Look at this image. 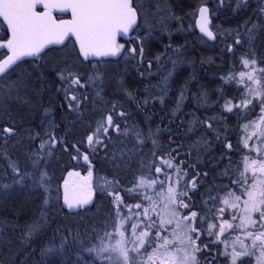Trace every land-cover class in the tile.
Returning a JSON list of instances; mask_svg holds the SVG:
<instances>
[{"label":"trees","instance_id":"1","mask_svg":"<svg viewBox=\"0 0 264 264\" xmlns=\"http://www.w3.org/2000/svg\"><path fill=\"white\" fill-rule=\"evenodd\" d=\"M136 1L134 6L140 11ZM157 1L172 15L180 17L182 12L190 10L198 2V0ZM263 4L264 0H227L225 6L219 8L213 6L211 25L217 36L215 41L207 39L196 28L187 29L181 34H171L169 38L164 35L152 40L144 38L148 46V56L170 52L169 46L173 44L178 49H184L183 59L190 63L186 67L194 66L195 72L192 75L197 77L198 82L191 94H197L201 101L204 97L206 99L204 105L193 106L197 118L194 128L188 127L185 122L184 114H188V110H183V116H177L172 114L173 108H161L157 103L145 106L142 95H135V101L128 102L124 101L127 97L115 96L125 102L124 105H120L115 100H110L113 97L111 94L108 98L110 100L108 111L112 110L113 105H117L115 112L125 113L123 117L117 116V123L121 126L120 134L110 131L112 141L110 143L108 139L105 141L108 143L107 150L103 146L89 147L85 140L92 126L89 127L88 122L94 118V112L96 115L100 112L96 107L99 102L91 103L86 100V107L82 111L76 107L70 110L66 105L65 92L57 90L61 87V82L55 78L54 70L45 74L47 78L43 86L34 87L38 90L42 87L39 92L41 94L33 95L30 90L23 97L27 103L12 100L7 101L6 108L2 109L0 106V264H98L94 261L93 253L84 251L96 242L85 241H91V230L105 231V222L109 220L104 213L108 217L111 216L107 210L108 204L96 207L98 203L96 197L91 204L78 210L66 208L61 200L59 188L65 174L72 169L86 172L93 169L96 175L103 174L114 178L115 192L123 195L125 192L122 189L133 187L132 181L135 178L147 176L145 170L152 162L153 154L167 157L171 153L175 156L173 149L179 148L180 156L176 163L186 162L184 168L188 171V180H191L196 172L208 173L207 178H199L198 191L193 190L189 193L190 201L196 206L193 210L200 212V206L206 200V192L213 186L221 185L222 180H217L221 169H230L238 161L236 154L241 152L239 145L243 144L242 138L245 139V134L241 137L244 121L255 120L258 115V107L254 111L246 112L244 116L241 111H227L224 103L228 100L235 103L244 89V86L238 85L236 81L226 80L230 75H234L238 80V75L244 69L241 67L242 57L257 59L255 67L264 68V64L259 63V58L264 57V42L260 43L262 39L264 40V21L258 20L262 17L260 8L264 6ZM250 29H255L257 36L249 37ZM132 37L135 38H129L127 41H134L135 47L140 49L136 35ZM239 38L240 44H236L235 41ZM119 40L125 39L119 37ZM66 46L52 48L43 59L49 60L48 62L52 64L53 57H57L53 55H59L61 50L63 52L66 50L65 53L69 54L67 59L76 65L73 72H77L83 78L82 65L92 62L82 61L73 40L67 42ZM229 46H232V52L228 51ZM249 53L252 55L249 56ZM119 58L103 61L113 64L117 63ZM139 63L140 61H137L135 69H127L131 71L130 74L127 70L125 73V87L135 94L139 91L145 92L149 86L142 78V74H145V63L142 65ZM26 65L23 64L22 70L26 69ZM111 66L108 73L116 70L114 68L110 70ZM186 67L175 75L172 88H178L186 81L184 79L189 75V69ZM86 85L87 89L94 90L91 85ZM259 89L264 91L262 88ZM111 90L114 89H109ZM188 96V102L192 101L191 95ZM125 105L127 109L121 108ZM133 107L137 109L132 111ZM130 118L133 119L131 122ZM208 124L212 125L210 129L207 127ZM128 125H132V130H135V126L141 129L135 138V145L131 143L132 132H129V135L124 133V130L129 129ZM7 127H14L15 134L4 132L3 129ZM154 127L157 133L155 135L150 133L151 140L144 141L142 133L147 134V130ZM261 131L262 128L258 127L254 137L258 138ZM37 133L39 138L31 139ZM50 138H54L56 143H50L44 150L43 163H34L33 153L37 151V145L50 141ZM153 139L157 141L156 144L153 143ZM228 143L233 146L231 150L226 148ZM74 145L76 147H73ZM84 154L88 155L87 161L83 159ZM119 154L122 158L118 157ZM139 162L143 165L139 166ZM15 166L20 168L21 175L15 173ZM41 173H46L43 181ZM47 188L51 190L50 197H47L45 192ZM32 226L41 227L36 231ZM201 230L203 231L202 226ZM200 242L209 245L211 241L206 240L204 234ZM47 243L55 245L62 243L63 248L56 254H50V260L42 263L40 252ZM210 251L211 255L216 256L214 263L222 264L220 256L217 255L220 253L219 247L212 244Z\"/></svg>","mask_w":264,"mask_h":264},{"label":"snow or ice","instance_id":"2","mask_svg":"<svg viewBox=\"0 0 264 264\" xmlns=\"http://www.w3.org/2000/svg\"><path fill=\"white\" fill-rule=\"evenodd\" d=\"M220 3L222 5L224 0H220ZM38 4H43L45 11L37 12L35 9ZM50 8H59L60 10L70 8L72 20L57 22L52 18ZM207 12L206 7L199 9L202 18L200 30L209 38L214 39V33L208 27ZM260 12L264 14V7L260 9ZM0 17L7 22L10 31L8 39L0 40V49H6L8 52L6 56L0 58V98H11L27 103L23 97L31 90L33 73L39 69L34 67L33 72L26 70L17 72L18 61L21 57L38 56L47 45L63 44L69 34L75 36L79 45V54L85 59L89 56H115L123 48V45L116 44V34L118 32L127 33L136 23L138 12L137 8L133 6V0H67L62 5L55 2L45 3V0H0ZM235 43L240 44V40L237 39ZM228 51H233L232 46L228 47ZM130 52L134 54L136 48L133 47ZM140 53L142 56V47ZM251 55L249 53V56ZM259 63L264 64V57L259 58ZM60 64L64 66L61 67ZM249 65H257V59L242 57L241 67ZM75 67V64H69L67 60H64L59 62L54 69L55 78L61 82V87L57 90L65 92V99L70 101L68 104L70 110H73V105L78 109L87 100L86 95L73 94L76 90L87 87L85 83H82V76L73 72ZM253 71L258 72L260 77L255 80V83L259 88L264 89V83H262L264 68L254 67ZM13 75L16 79H9ZM239 77V80L234 75L226 78L229 81H236L238 85H243L244 91L239 102L226 101L225 109L229 112L233 110L239 112L242 109L251 112L259 107L261 113H264V91H258L248 86L253 82L254 76L240 72ZM96 79L98 77H89L91 82H95ZM116 107L117 105H113L111 111L102 112L100 119L94 121L95 128L86 136V143L89 147L103 146L107 150L105 141L109 139V132L120 134L121 126L115 122L113 116L123 117L125 113H116ZM93 115L96 113L94 112ZM261 119L264 121V116ZM250 126L251 123L244 127ZM207 127L210 129L212 125L208 124ZM3 131L15 134L14 127L4 128ZM260 136L264 138V132H261ZM38 138L39 133L31 137L33 140ZM50 143L55 144V139L50 138V141H44L37 145V151L33 153L34 163H43L44 150ZM138 143H143V141H138ZM153 143L155 144V141ZM242 146L249 152L253 151L247 139L243 141ZM232 147L231 143L226 145L229 150ZM255 151L260 153L261 150L257 148ZM173 152L175 156L171 153L167 157L153 154V160L145 170L147 178L139 176L132 181L133 187L122 189L126 195L133 194L130 198L138 199L139 203L125 205L124 198L119 192L114 194L113 207L115 211L110 216L109 223L104 226L105 231L101 235L100 232L91 230V241H85L86 243L96 242L84 249V251L94 254L95 262L98 264H198L197 252L201 254L208 252V255H211L210 245L205 244L201 248L197 243L205 233L208 237L213 235L217 237V240L212 241L215 244L226 230H236V228L246 225L256 229V231H246V237L252 241V246L255 247L259 243L261 247H264V179H256V169L253 168L251 177L245 175V172H240L235 180H230L229 184L210 188L205 194L207 199L202 202L201 211L198 212L193 210L196 206L190 201L189 193L193 190L198 191L199 178H207L208 173L196 172L191 180H188V171L184 168L186 162L176 163L180 156L179 148L173 149ZM83 159L87 161L88 155L84 154ZM255 163L256 161H253V164ZM14 170L17 175H21L18 166H15ZM172 171L175 172V177L170 175ZM259 172L264 174V157L260 160ZM45 176L46 173H41V181ZM249 180L252 181L250 189ZM166 184V191H161L165 189ZM65 185H67V181H65ZM236 192H239L240 195H236ZM220 193H224L223 198ZM244 196H246V199H243L245 214L240 217L241 224L235 225L228 218L230 216L228 208L237 209L238 202ZM88 202L89 198H77L75 201L76 204ZM64 203L69 208L74 206L69 199L67 189H65ZM45 204H47V200H45ZM159 204H162V208L160 212H157ZM219 204L223 206L217 207ZM122 208H127L132 212V215L124 217L117 224L116 217L120 216ZM253 214L256 215L255 219ZM133 219H139V223H132ZM236 219L235 215H231L232 221ZM209 220L219 221V223H208ZM204 224H208V227L202 231L201 226ZM108 227L124 229L118 232L120 239L116 240L114 244L104 242L105 239H111L116 235V232H108L106 230ZM129 228L134 237L131 241L125 238ZM215 228L219 229L218 233L213 232ZM169 235L172 239H169ZM129 242L135 246L126 247ZM240 249L237 251L233 247L231 253L224 251L217 255L228 260L229 264H244L245 258L250 255V249L243 242H240ZM214 261L215 257L211 260L206 258L205 264H214Z\"/></svg>","mask_w":264,"mask_h":264},{"label":"rangeland","instance_id":"3","mask_svg":"<svg viewBox=\"0 0 264 264\" xmlns=\"http://www.w3.org/2000/svg\"><path fill=\"white\" fill-rule=\"evenodd\" d=\"M226 1L227 0H224V3L221 5L220 0H198V2L195 3L190 10L184 13L182 12V15L180 17V16L172 15V13L166 10L165 6L163 7L162 3L158 2L157 0H137L136 2L138 3V7L141 11L140 12L138 10L139 16H140L139 24L136 26V28L131 33V35L132 36L134 34L136 35V39L139 42V48L140 49L141 47L143 48V55L141 56L140 49L135 47L134 41L124 40L123 42L121 40H117L116 41L117 45H123L121 57L118 59L117 63L112 64L110 62L101 60L102 62H92L87 65H82L84 67L83 68L84 73H82L83 83L89 84L91 85V87L94 88V90L93 89L88 90L90 91L91 96H87V101H90L91 103H94L95 101L99 102V105L96 107L99 108L100 110V112L97 115H95L93 119L89 120L88 122L89 127L92 126V129H94L95 128L94 121L100 119V115L102 112L106 113L110 109L109 107L110 100L113 99L116 101V103L118 102L120 105H124L125 103L124 101H127V102L130 100L135 101L136 99L135 95L137 96L142 95L143 97L142 100L145 106L150 105V103L152 104L157 103L158 106H160L161 108H164V107L173 108L172 114L177 115V116L179 115L183 116V110L185 111L188 110V114H184L186 118L185 122L188 127L194 128L197 122L196 121L197 118L194 115L196 109L193 106H197L198 104L204 105L205 103L204 101L206 100L204 95H203L204 98H202L203 101H201V99L197 97V94H194V93L191 94V92H193L192 90L195 88V85L198 82L197 77L192 75L195 72L194 66L186 67L187 65H190V63H186L185 60L183 59L185 58L184 51H183L184 49L183 48L178 49V47L173 46V44L169 46L170 52H167V53L159 52L157 53V55H153L152 57L148 56L147 55L148 46L144 38L146 37L149 40H152L154 38L161 37L163 35L166 38H169L171 34H175V33L181 34L184 31H187V29L196 28L195 22L198 17L199 8L201 6L207 5L210 13H212L211 8L213 6H215V8L216 7L219 8L223 5L225 6ZM262 7L264 6H261V8ZM261 15L262 17H260L258 20L264 21V14H261ZM1 25H3V23L0 20V26ZM253 26L255 25H252V27ZM5 29L8 32V28L6 26H5ZM255 36H257L255 29L253 30L250 29L249 37H255ZM134 38L135 37H130V39H134ZM70 40H73V39H69L68 42ZM262 41L264 42V40L262 39L260 43ZM65 47L67 46L64 45L61 48H65ZM133 47L136 48V52L134 54L130 52V49H132ZM65 51L63 52L61 50L60 51L61 54L59 55L54 54L53 56H57V57H53L54 63L51 62L52 64L48 62L49 60L43 59L42 61L38 63L37 62L30 63L29 65H27L29 68L25 67L26 68L25 70L28 72H33L34 67L39 69V71L33 73V77H32L33 86L30 91L31 94L33 95L41 94L39 92H41L42 87L39 90L37 88L34 89V87L44 85V80L47 78L45 77V74L46 73L48 74L50 70H54L59 62L64 61V60H67L69 62V59H67V56L69 54L65 53ZM243 58H245V56ZM137 61H140L139 63L140 65H142L143 62L145 63V74L144 73L142 74V78H143V82L147 83V85L149 86L145 90V92L139 91L137 94H135L134 92L127 90V88L125 87V82H126L125 73L128 71V73L130 74L131 72L130 70L135 69ZM69 64H72V63L69 62ZM60 66L63 67L64 65L60 64ZM109 66H111L112 68L110 70H113V68L114 70L115 69L116 70L112 71L111 73H108ZM184 66L189 69L188 71L189 75H187L188 76L187 79H184L186 80L185 82L181 83L178 88L174 89L172 88L173 79L176 74H179L180 70H183ZM254 67L255 66H251V65L244 67L243 72H245L246 74H252L254 76L253 82L249 84L248 86L251 88L257 89L258 91H261L259 87H257V85L255 84V80H256L255 78L259 79L260 77H259L258 72L253 71ZM127 69H130V70H127ZM89 77H98V79H96L95 82H91L89 81ZM239 78L240 77L238 75V80ZM9 79L15 80L16 77L11 76ZM111 88L114 89L113 90L114 92L112 90L109 91V89ZM243 91L244 89L241 91L239 99L241 98ZM111 94H113V97L110 98ZM188 94L191 95L190 98L192 101L188 102V97H189ZM119 95L123 97H127V98L124 99L123 101L121 98L115 97ZM108 98H110V100ZM12 100L13 99L11 98H0V103H1L0 106L2 107V109L6 108L7 101H12ZM237 102H239V100H237L235 103ZM121 108L127 109L126 105L124 107L121 106ZM136 109L133 107L132 111ZM94 111L95 110H93V112ZM246 112L247 111L243 109L241 110V114H243L244 116L246 115ZM257 112H258V115L256 116L257 118L255 120L246 119L241 128V137H243V135L245 134V139L242 138V142L247 139L249 146L251 149H253V151L249 152L247 149L243 148L242 146L243 144L239 145V149L241 150V152H238L239 154H236L238 156L237 157L238 161L235 164H233V166L230 169H226V170L221 169L222 171L219 173L220 177H218L217 180L218 181L222 180L220 182L221 185L229 184L230 181H228V179L235 180L240 172H245V175L251 177L253 175V168L256 169V173H255L256 179L257 180L264 179V174H261L259 172V163H260L261 158L264 157V142H262L264 138H261L260 136V133L264 132V121H262L261 119V117L264 116V113L263 114L261 113V110L259 107L257 108ZM3 114L5 115L6 113H3ZM113 119H114V116H113ZM130 119L131 120L129 119L128 120L131 122L133 119L132 118ZM249 123H251V126L248 128H245L244 126ZM128 127L129 129H131L132 125H128ZM258 127H261L262 131L258 133V138H256L254 137V135ZM129 129L124 130V133L125 134L128 133L129 135L130 134L129 132H132L133 141H131V143L135 145V141H136L135 138L139 135V131L141 129L136 126H135V130L131 129V131H129ZM155 130H156L155 127L153 129L149 128L147 130V134L142 133L143 140L144 141L151 140L150 133L155 135L157 133V131ZM108 136H110V132ZM111 141L112 139H110L109 143ZM152 141H155V144L157 142L155 139H153ZM105 144L108 145V143H105ZM257 148L261 150L260 153H257L255 151V149ZM235 150L237 151V149ZM118 157L122 158L120 154ZM253 161H256V163L253 164ZM140 165H143V163L139 162V166ZM71 175H72L71 170H69L65 174L63 180L61 181V186L59 188L60 194H61V200H62V191H63L62 182L64 180H70ZM170 175L175 177V172L171 173ZM145 177L147 178V176ZM153 179H155V177H153ZM251 184H252V181L249 180V189L251 187ZM18 185L21 186V183H19ZM166 188H167V184H166L165 189L161 191H166ZM91 190L94 193L98 194L97 196L98 203L96 207L97 206L103 207L104 205L108 204V208H107L108 213H110V215H113L115 211L113 207L114 205L113 196L114 194H116L115 192L116 185L114 182V178L104 176L103 174L94 175V181H93V186ZM45 192L47 194V197H50L49 193L51 192V190L47 188ZM120 195L124 198L125 205H135L136 203L140 202L138 199L130 198L131 196H133V194L131 193L127 195L126 194H123V195L120 194ZM149 195H152V193H149ZM220 195L223 198L224 193H220ZM236 195H240V193L236 192ZM95 198H96V194H95ZM243 199H246V196L242 197L241 201L238 202L239 207L237 209H231L230 207L228 208V211L230 213V216L228 218L230 222L234 223L235 225L241 224L240 217L244 216L245 214L243 210L244 209ZM145 206H147V204H145ZM221 206L223 205L222 204L217 205V207H221ZM161 208H162V204H159L157 206L156 211L160 212ZM68 209L71 210V208H68ZM131 215H132V212L128 211L127 208H122L120 210V216L116 217V223L119 224L121 219H124V217L131 216ZM231 215H235L237 219L235 221H232ZM104 216L106 217L107 220H109L110 217H108L107 214L104 213ZM253 218L254 219L256 218L255 214H253ZM108 223L109 221L105 222V224H108ZM132 223H139V219H133ZM208 223H219V221L214 222V221L209 220ZM32 227L35 228V230L37 231L41 226H37V227L32 226ZM207 227H208V224L202 225L203 230L207 229ZM123 230L124 229H113L111 227H108L107 231L116 232V235L111 239H105L104 242L106 244L107 243L114 244L116 240L120 239L118 232L123 231ZM218 231H219L218 228L213 229L214 233H218ZM246 231H256V229H253L252 226L250 225H246L245 227H242V228H236V230H226V232L222 236H220L219 241L215 244L211 243L212 241L217 240V237L215 235H213L212 237H208L206 233L205 235H206V240L211 241L209 242L210 243L209 245L213 244L215 246H218L220 252L228 251L229 253H231L233 250V247H235L236 250L239 251L241 250L240 242H243L244 245L250 249V255L245 258L244 264H264V247H261L259 243H257L256 246L253 247L252 241L246 237ZM103 232L104 230H102L100 233H103ZM138 234L139 233L137 232V235ZM125 238L129 241L134 239V237L131 234L130 228L127 230ZM169 239H172L171 235H169ZM134 246L135 245H133L131 242L126 244V247H129V248H132ZM62 248H63L62 243H59L57 245H55L54 243H47L45 248H43V250L40 252V255L42 256L41 262L42 263L48 262L50 260L49 255L58 253L59 251L62 250ZM49 249H53V250L50 251ZM189 251H192V250L189 249ZM93 257H94V254H93ZM196 257H197L198 264H202V258L200 254L196 253ZM220 261H222V264H229V261L222 257H220Z\"/></svg>","mask_w":264,"mask_h":264},{"label":"water","instance_id":"4","mask_svg":"<svg viewBox=\"0 0 264 264\" xmlns=\"http://www.w3.org/2000/svg\"><path fill=\"white\" fill-rule=\"evenodd\" d=\"M50 2H55L57 3L58 5H62L64 3L67 2V0H45V3H50ZM133 6H134V0H133ZM135 7V6H134ZM201 7H206L208 9V6L207 5H203ZM200 7V8H201ZM38 8H43V10H38ZM199 8V9H200ZM37 12H43L45 11V8L43 7V4H38L36 6V9H35ZM50 13H51V16L54 20H56L57 22L59 21H70L72 20V11L70 8H64L63 10H60L59 8H50L49 9ZM138 12V10H137ZM56 14H62V15H69L68 17L66 18H57L56 17ZM207 19H208V27H209V30H211L213 33H214V39L213 38H209L205 33L201 32L200 30V25H201V16H200V13L198 12V17L196 19V22H195V27H196V30L206 36L209 40L211 41H215L217 39V36L215 34V32L212 30L211 26H210V13H209V10L207 12ZM2 19V21L4 22V24L6 25L7 27V22L3 20L2 17H0ZM139 12H138V17H137V21L136 23L128 30L127 33H124V32H118L116 34V38L115 40L120 36L124 39H128L131 37V33L134 31V29L136 28V26L138 25V22H139ZM8 28V27H7ZM9 34H10V31L8 30ZM69 39H73L75 44H76V47H77V50L79 52V45L78 43L76 42V39H75V36L74 35H71L69 34L68 37L65 38V41L63 44H60V45H56V44H53V45H47L45 47V49L42 50L41 53H43L47 48L49 47H53V46H62L64 45ZM40 55V54H39ZM38 55V56H39ZM80 55V54H79ZM38 56H24V57H21L20 61L22 60H25V59H31V58H37ZM120 56V52L115 55V56H89L87 59H85L82 55H80V57L84 60V61H88V60H94V59H108V58H113V59H116ZM18 61V62H20ZM80 176V171H73L72 172V176H71V180H64L62 182V200H63V204L68 207L65 203H64V194H65V189H67V193H68V196H69V199L70 201L73 203V207L71 208L72 210H77L78 208H80L82 205L84 204H76L75 201L77 198L79 199H84V198H89V202L94 198V194L90 192V188L92 186V179H93V172L91 171L90 172V175H87V176H82L81 177V180H82V183H79L77 182V179L79 178ZM65 181H67V185H65ZM88 202V203H89ZM69 208V207H68Z\"/></svg>","mask_w":264,"mask_h":264},{"label":"flooded vegetation","instance_id":"5","mask_svg":"<svg viewBox=\"0 0 264 264\" xmlns=\"http://www.w3.org/2000/svg\"><path fill=\"white\" fill-rule=\"evenodd\" d=\"M210 18H211V24H212V17H211V13H210ZM9 38V34H8V32H7V30L5 29V25L3 24V25H1L0 26V40H6V39H8ZM124 42V41H123ZM77 52H78V50H77ZM48 52L47 51H45L41 56H39L38 58H36V59H27V60H24V61H22V62H20V63H18L19 64V67L17 68V70L20 72V70H22V66H23V64L24 65H29L30 63H32V62H40V61H42L43 60V58H44V56L47 54ZM120 53H122V49L120 50ZM8 54V52H7V50L6 49H0V58H3L4 56H6ZM79 54V53H78ZM80 56V55H79ZM84 63H87V61L86 62H84ZM25 66L26 68H29L28 66ZM13 76H15V75H13ZM83 83V82H82ZM89 89H87V88H84V89H78V90H76L73 94H75V95H77V96H91L90 95V91H88ZM87 92L89 93V94H87ZM70 103V101H68V100H66V105L68 106V104ZM83 103H85V101L83 102ZM81 104L80 105V107L78 108V110H80V111H82L85 107H86V103L85 104ZM73 107H76V106H74L73 105ZM179 119H181V118H179ZM114 120H115V122L117 123V117H115V115H114ZM178 121V120H177ZM175 122V121H174ZM179 122V124H180V121H178ZM114 133V132H113ZM110 139H112L111 138V136H109V139L108 140H110ZM86 141V140H85ZM80 171V176H79V179H81V177L82 176H87V174L89 175L90 174V172L92 171L93 172V180H92V185H93V181H94V175H96L95 174V171L93 170V169H89L87 172L86 171H82V170H79ZM228 181H230V179H228ZM96 194V197H97V193H95ZM195 238V237H194ZM198 243V245L202 248L203 247V245H205V243H201L200 241H198L197 242ZM211 252V251H210ZM198 254H200L199 252H197ZM202 262H203V264H205V261H206V258L207 259H209V260H211L213 257H216V256H214V255H211V256H209L208 255V253L207 252H205V253H203L202 255ZM216 261V260H215ZM215 264V263H214Z\"/></svg>","mask_w":264,"mask_h":264},{"label":"bare ground","instance_id":"6","mask_svg":"<svg viewBox=\"0 0 264 264\" xmlns=\"http://www.w3.org/2000/svg\"><path fill=\"white\" fill-rule=\"evenodd\" d=\"M53 47L47 48L45 51L49 52Z\"/></svg>","mask_w":264,"mask_h":264}]
</instances>
